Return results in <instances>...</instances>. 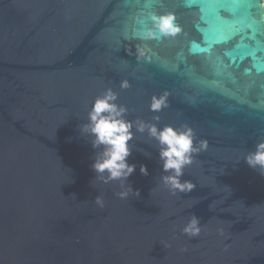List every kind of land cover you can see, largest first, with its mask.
<instances>
[{
    "label": "water",
    "instance_id": "water-1",
    "mask_svg": "<svg viewBox=\"0 0 264 264\" xmlns=\"http://www.w3.org/2000/svg\"><path fill=\"white\" fill-rule=\"evenodd\" d=\"M258 5L247 19L222 11L240 34L194 52L207 47V9L186 0H0V264H264V175L244 161L264 140ZM169 12L181 33L140 38L153 14ZM138 45L151 61L137 59ZM252 51L256 60L240 58ZM109 87L127 119L190 125L197 143L207 140L184 169L190 192L164 186L158 142L146 132L128 158L136 170L127 184L139 196L121 199L120 181L96 179V149L78 125ZM165 90L169 106L150 111ZM193 215L202 230L190 237L182 229Z\"/></svg>",
    "mask_w": 264,
    "mask_h": 264
},
{
    "label": "clouds",
    "instance_id": "clouds-1",
    "mask_svg": "<svg viewBox=\"0 0 264 264\" xmlns=\"http://www.w3.org/2000/svg\"><path fill=\"white\" fill-rule=\"evenodd\" d=\"M182 32V26L176 22L175 13L153 14L152 26L140 34L143 40H160L166 37H176ZM129 54H132L130 51ZM136 56L138 60L151 61V49L137 46ZM130 82L125 79L120 82L121 88H129ZM170 92L165 90L159 95H153L150 103V111L161 112L169 106ZM119 93L113 88H107L102 94L95 97L88 112L87 122L78 125L82 134L89 135L91 144L96 149L92 169L96 173V179L104 183L120 181L122 191L118 193L121 199L135 192L140 195V189H135L127 184L128 178L136 170V164L129 162L133 145L131 141L136 138V133H147L148 136L158 142L159 159L162 163V171L166 173L161 177L162 183L173 195L177 191L190 192L196 185L189 180H182L184 169L194 161V153L206 150L207 140L196 141L195 130L190 125L176 127L166 124L160 127L158 123L144 121L137 118L133 121L126 118L128 108L119 104ZM159 121V115L154 116ZM135 130V131H134ZM245 163L252 169L264 175V140H260L254 150L249 151L244 157ZM140 172L147 176L149 170L146 164L140 165ZM95 202L101 208L104 207L102 196H97ZM202 228L199 218L195 215L183 227V233L190 237L198 236ZM170 246V245H167ZM186 250V249H184Z\"/></svg>",
    "mask_w": 264,
    "mask_h": 264
},
{
    "label": "snow or ice",
    "instance_id": "snow-or-ice-1",
    "mask_svg": "<svg viewBox=\"0 0 264 264\" xmlns=\"http://www.w3.org/2000/svg\"><path fill=\"white\" fill-rule=\"evenodd\" d=\"M146 2L150 4L155 2V0H146ZM186 3L189 6L196 4L202 11L207 9L202 19L209 25V28L207 30L201 29L204 43L207 47L201 48L199 45H194V52L210 51L213 45L227 43L233 39V37L240 34L241 29L237 27V22L224 19V17L221 16L222 11L230 12L233 17L243 14L244 18L247 19V16L250 14L248 10L252 7L259 6L258 0H186ZM248 27L251 28L252 25L249 24ZM249 38H256L255 29H253L252 35ZM240 47H242V45H238L237 49ZM257 50L264 51V45H261ZM229 55H232V53H229ZM245 55H251L254 60L257 59L255 51L243 53L240 58L243 59ZM233 59H235V56H233ZM257 70L264 72V58H260Z\"/></svg>",
    "mask_w": 264,
    "mask_h": 264
},
{
    "label": "built area",
    "instance_id": "built-area-1",
    "mask_svg": "<svg viewBox=\"0 0 264 264\" xmlns=\"http://www.w3.org/2000/svg\"><path fill=\"white\" fill-rule=\"evenodd\" d=\"M264 1V0H263Z\"/></svg>",
    "mask_w": 264,
    "mask_h": 264
}]
</instances>
